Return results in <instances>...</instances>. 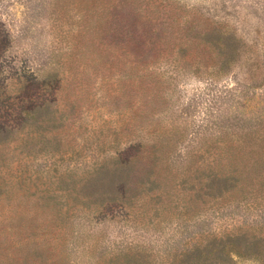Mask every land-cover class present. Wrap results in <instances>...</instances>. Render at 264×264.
<instances>
[{
    "label": "trees",
    "instance_id": "1",
    "mask_svg": "<svg viewBox=\"0 0 264 264\" xmlns=\"http://www.w3.org/2000/svg\"><path fill=\"white\" fill-rule=\"evenodd\" d=\"M51 1L35 61L0 22V264H264V43L181 0Z\"/></svg>",
    "mask_w": 264,
    "mask_h": 264
},
{
    "label": "rangeland",
    "instance_id": "2",
    "mask_svg": "<svg viewBox=\"0 0 264 264\" xmlns=\"http://www.w3.org/2000/svg\"><path fill=\"white\" fill-rule=\"evenodd\" d=\"M192 5L211 8L210 12L224 14L230 11L234 17L230 23L236 25L238 34L248 36L254 42L252 49L260 55L264 43V0H181ZM51 0H0V22L15 38L12 40L16 63L23 59L35 61L36 52L45 37L49 35V4ZM215 9V11H213ZM219 10V12H218ZM237 73V67L234 68ZM239 72V70H238ZM244 74H238L241 78ZM245 76V75H244ZM227 83L231 80L227 79ZM264 96V89L256 90ZM224 220H218V225ZM232 221V220H229ZM132 236V235H131ZM129 236L128 238H130ZM119 239V238H115ZM122 239V238H121ZM237 264H255L249 260H239Z\"/></svg>",
    "mask_w": 264,
    "mask_h": 264
}]
</instances>
